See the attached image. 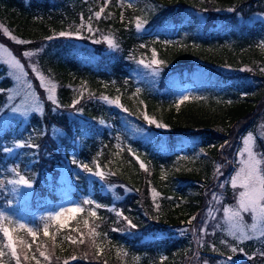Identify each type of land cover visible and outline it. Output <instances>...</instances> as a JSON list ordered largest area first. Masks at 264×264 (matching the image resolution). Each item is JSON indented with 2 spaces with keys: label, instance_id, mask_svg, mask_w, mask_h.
Listing matches in <instances>:
<instances>
[{
  "label": "trees",
  "instance_id": "1",
  "mask_svg": "<svg viewBox=\"0 0 264 264\" xmlns=\"http://www.w3.org/2000/svg\"><path fill=\"white\" fill-rule=\"evenodd\" d=\"M189 7L235 10L218 16L222 23L213 27L200 26ZM258 12L264 13V0H128L124 6L120 0H0V23L30 42L17 43L16 50L35 51L42 73L57 83L56 103L46 101L43 114L12 121L0 132V225L12 230L20 264H215L218 256L231 254L219 237L215 250L199 246L189 220L203 209L215 160L233 128L248 119L256 131L264 119V20L241 18ZM138 21L150 28L144 37ZM88 26L112 35L117 49L109 51L103 40L90 43ZM171 30L174 36L166 33ZM153 52L163 67L157 81L140 63ZM225 65L251 69L216 68ZM186 84L192 85L189 99L179 103ZM12 86L7 66L0 64V113ZM145 114L166 129L148 123ZM52 127L61 133L52 136ZM257 140L264 153L263 139ZM75 159L92 171L70 169L68 182L52 180L54 170ZM97 170L102 180L93 176ZM17 173L35 183L30 199L9 183ZM68 199L78 200L83 211L67 227L51 222V235L44 236L45 211ZM21 218L37 230L35 239L19 228ZM92 228L100 235L90 236ZM147 231L159 237L144 240ZM241 247L252 257L245 264H257L264 254L261 239ZM0 249L4 264H16L2 231Z\"/></svg>",
  "mask_w": 264,
  "mask_h": 264
},
{
  "label": "rangeland",
  "instance_id": "2",
  "mask_svg": "<svg viewBox=\"0 0 264 264\" xmlns=\"http://www.w3.org/2000/svg\"><path fill=\"white\" fill-rule=\"evenodd\" d=\"M127 1L128 0H120V4L124 6L127 3ZM188 10L195 13V16L198 18L200 22V26H206L208 24H211V26L214 27L222 23L221 21H218L216 19L218 16H220V20H221L222 19L221 17H223L227 13L234 11L235 8L233 9V7H227L223 9L221 8L201 9L200 7H189ZM241 18L242 19L245 18L246 22L264 20V13L258 12L248 17L242 16ZM185 22L186 21H184V23ZM4 28L6 27L0 23V46H3V47H0V64H4L5 66H7L9 75L11 76L13 80V86L8 91V101L6 102V105L3 106L4 108L2 109L0 113V132L3 130L4 126H7L12 121L22 120L24 122H27L33 113L43 114V111L45 110V106H46V101H50L53 103L52 100L48 99V96L50 93L47 92L45 88L40 86L41 82L37 78L36 72L33 71V68L38 69L39 73L45 78L46 81H51L52 83L56 85L55 92L52 93V95H54L55 100L57 101V83L53 79L44 75L42 71L40 70V67L37 61V53L35 51H30L33 53V55L31 57H24L23 53L16 50L17 43L13 39H11V36H14V35L9 31L8 28L7 29L11 35L6 34L3 31ZM149 29H150L149 27L147 28L146 22H142L139 30L136 27L137 33L139 34L140 37H144L145 33ZM88 30H90L89 31L90 34L87 38H88V41H90V43L91 42L96 43L95 41L103 40L109 46V51H111V49L112 50L117 49V46L115 44V39L112 35L101 34L100 32L97 33V30L95 28L92 29L89 26H88ZM156 32L157 31L151 33V35L153 36ZM166 33L170 34L171 36H174L172 35V30L170 32L166 31ZM175 33L176 32H174L173 34ZM76 36L81 40H82V37L85 38V36L80 33H77ZM109 40L114 41V45H110ZM12 57H15L24 66V71L25 73H27V75L24 76L22 80L16 79V76L18 75L17 70L12 68L7 63V61H9ZM155 59H157L156 56H155ZM152 60L153 58L151 60L143 61V66L148 72H151V74L153 75L152 79L154 81H157L156 77L161 72L163 67L161 64L159 65L152 64L151 63ZM216 68L219 71L225 72V73H231V72L242 73L244 70L251 69L250 67H247V66L235 68V67L228 66V65L216 66ZM29 84L31 85V87H28ZM191 88H192L191 84H186L184 86L183 90L179 93V96H178L179 101L183 99V97L189 96V92L191 91ZM106 102H108L110 105H117L116 103H112L111 101L106 100ZM260 116L264 117V114ZM259 122L260 124L256 131L255 130L250 131L251 124L248 122V119H245L242 122L236 124V126L233 128L230 138L223 145L224 147H220L219 156L215 160L213 174L210 178V183L206 187V199H205L203 209L200 211V213L197 216H193L195 217L194 220L190 218L191 220L190 223H192V228L194 229V236L196 237V240L199 243V246L201 247H204L205 244H210V246H213L214 245L213 240H216L218 237L220 238V242L225 241V243H222V244L228 249H231L232 246H236L238 249H241L242 248L241 245L249 240H258V239L264 240V235H261L259 230H257L256 232H250V235H252L253 238L245 239L243 241L237 240L235 237L229 235L228 225L225 222V218H224L225 214L223 212L224 207H231V206H234L236 203L234 199V195H233L234 190L231 187V184L228 182V180H229V177L232 176L235 170L238 168L240 164V160L247 158L246 153H244L243 156L238 155V152H240L245 147L243 143V138L247 137L248 134L251 133L254 137V149L253 150L256 151L257 153H262L259 149L257 136H260L264 141V119L261 118ZM159 129H166V128L162 127ZM138 132L141 133L142 130L138 129ZM50 133L52 136H55V135L60 134L61 130L58 129L57 127H52L50 129ZM250 144H252V142H250ZM180 149L182 148H179V150ZM260 158L262 159V161H264V157H260ZM74 161L75 162H73V160L70 162L67 161L64 163L63 166L58 167V170H54L53 172H56V174L54 175L50 174V177H52V180L54 179V177L55 178L58 177V179H63L65 182H68L69 179L67 178V175L69 174V170L73 169L74 171L78 169L79 167L83 168L82 165H84V164H79L76 159ZM218 167H219V171H218ZM261 168L264 169V162H262ZM221 172L223 173V175L220 174ZM93 176L102 180L101 176H97V175H93ZM29 181L31 183V187H28L22 184L21 185L17 184L16 186V193L18 194V196H21L22 199H30L32 197L33 191L35 189V183L31 180ZM221 184H224L223 188L220 187ZM4 189H5L4 181L2 178L0 179V190H4ZM63 189L64 188H62L61 190L59 189V190L63 192ZM239 191H242V189L237 187L235 189V192L238 193ZM214 193L218 198L216 200L213 199ZM152 197L154 199L158 197V193L154 189L152 190ZM75 207L82 208L78 200L68 199L65 202H61L57 206L56 211L52 212V210L50 209L48 210V212L45 211L46 213L45 216L48 219L49 217L54 216L56 213H59L62 211L64 212V216L61 217L59 222L49 219L45 223V225L49 227V224L51 222H54L59 225L64 224L65 227H67L69 223L78 214V213H72L71 211H69L70 209L75 208ZM24 221L25 220L22 219V222L19 223V225H25L26 223ZM243 222L246 226H250L253 222L251 215L243 214ZM25 226L27 227V225ZM202 228L206 229V231L202 232L201 231ZM142 232L144 231L142 230ZM157 237L159 236L153 237L152 233L148 231L144 233L143 235L144 240H150V239L157 238ZM229 255L232 256L231 261L227 260V257ZM249 257L250 255L246 254L245 252H240L238 250L236 253L231 252V254H227V256H218V260L217 262H215V264H245V261ZM197 260H200L199 256L197 257ZM194 263L195 261H193V264ZM252 263L254 262H249V264H252ZM256 263L264 264V254L263 253L260 252V255L258 256ZM46 264H50V263L46 262Z\"/></svg>",
  "mask_w": 264,
  "mask_h": 264
},
{
  "label": "snow or ice",
  "instance_id": "3",
  "mask_svg": "<svg viewBox=\"0 0 264 264\" xmlns=\"http://www.w3.org/2000/svg\"><path fill=\"white\" fill-rule=\"evenodd\" d=\"M105 3H107V0H105ZM129 7L131 5L129 4ZM231 10V9H230ZM104 9L103 7L100 9V11L95 13V16L99 18L101 14L103 13ZM142 22L138 21L136 24L137 29L139 30L141 27ZM3 31L11 35L7 28H4ZM59 35L64 36L67 35V33L61 32ZM11 39H13L16 43L19 44H25L30 43L29 41L25 40H17L15 36H11ZM51 39V37H49ZM110 45H114V41L109 40ZM3 47V46H0ZM33 55L32 52L26 51L23 53L24 57H31ZM7 63L14 69L17 70L18 75L16 76L17 80H22L24 76L27 75L24 71V66L20 63L19 60H17L15 57H12ZM140 63H143V61H140ZM152 64L159 65L162 63V61H159L155 59V52H153V60L151 62ZM33 71L36 72L37 78L40 80L41 84L40 86L45 88L47 92H49L48 99L52 100L53 103H56L54 95L52 93L55 92L56 85L52 83L51 81H46L45 78L39 73L38 69L33 68ZM28 87H31L29 84ZM0 91H3L0 89ZM105 100H107V97H104ZM189 97L185 96L183 99L179 101V103H183L184 101L188 100ZM78 102V101H77ZM112 103L119 104V100L111 101ZM177 107H179V104H177ZM15 110V109H14ZM127 109H125L126 111ZM144 119L148 123H156L157 127H164L165 125L157 123L154 119L148 117L146 114L144 115ZM252 142V144H250ZM243 143L245 147L238 152V155L243 156L244 153L247 154L246 159H241L240 164L238 168L235 170L234 174L229 177L228 182L231 184V187L234 190V199L236 201L234 206L231 207H224L223 212L225 214V222L228 225V234L235 237L237 240H245V239H252L253 236L250 235V232H256L257 230L260 231L261 235H264V169L261 168L262 159L260 157H264V153H257L254 151V137L250 133L247 137L243 138ZM221 147H224L223 145ZM7 151V149H5ZM137 160H139V157H137ZM75 162V161H74ZM82 167L86 170L91 172L92 169L88 167V165H82ZM140 167L146 169L143 162H140ZM219 171V167H218ZM97 176H104V173L102 171L97 170L95 173ZM223 175V173H220ZM18 179L14 181H9V183H14L18 185H25L28 187H31V183L28 179H26L24 176L19 175L17 173ZM165 175L162 174L161 179H164ZM220 187H224V184H221ZM239 187L242 189V191H239L238 193L235 192V189ZM155 195V193H154ZM213 199H218L215 193L213 194ZM87 204H91V201H85ZM99 207V205H97ZM159 205H157V208ZM72 213H79L82 212L83 209L80 207H75L70 209ZM243 214H250L252 217V224L250 226H246L243 222ZM89 215L95 217L96 212L92 211L89 213ZM64 216V212L56 213L54 216L49 217L50 220H55L57 222L60 221L61 217ZM74 218V217H73ZM4 220H8L7 217H3ZM192 220L195 219V217L191 218ZM191 220L189 221V223ZM87 221H85V225H87ZM134 226V225H133ZM21 229H26L27 233L31 235L34 239L37 236V230H34L30 227H26L25 225H19ZM61 228L65 227L64 224L60 225ZM0 231L3 232V236L7 238V248L10 250L11 256L15 258L16 264H20V255L17 253V244L16 241L13 238L12 230L8 227H4L3 225H0ZM202 232H205L206 229H201ZM43 234L44 236H50L48 226L45 225L43 228ZM90 236H99L100 234L95 231V228H92L89 232ZM52 240L55 241L56 237L55 235L51 236ZM71 241L72 244H77V239H74L72 237H67ZM21 244H25V247L28 249H31L30 244H26L23 240L20 241ZM79 243H84V240L82 238L79 239ZM221 243H225V241H221ZM93 246L97 248V255L100 254L101 250L98 245L95 244V241L93 240ZM213 250H215V246L213 245ZM231 252L236 253L238 250L240 252H243L244 250L238 249L236 246L231 247ZM5 255V252L0 249V264H4L3 257ZM39 255L44 258V260L49 261L51 257L49 255H46L44 251H40ZM30 257L28 255L24 256V259L27 260ZM77 257L72 256L71 259L75 260ZM31 259H36L35 255L31 257ZM249 259H252L250 256ZM227 260L231 261L232 256L229 255L227 257ZM36 264H40V261L37 260ZM64 264H68V261L65 260Z\"/></svg>",
  "mask_w": 264,
  "mask_h": 264
}]
</instances>
